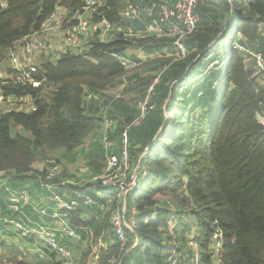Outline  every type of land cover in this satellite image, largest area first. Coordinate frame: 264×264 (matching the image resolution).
Listing matches in <instances>:
<instances>
[{
	"label": "trees",
	"instance_id": "trees-1",
	"mask_svg": "<svg viewBox=\"0 0 264 264\" xmlns=\"http://www.w3.org/2000/svg\"><path fill=\"white\" fill-rule=\"evenodd\" d=\"M4 1L5 6L0 7V66H7L8 52L15 43L40 29L57 7L72 14L83 6L82 0ZM127 1L105 0L93 20L128 23L122 17ZM195 11L200 21L185 39L186 55L179 57L174 39L169 38L177 51L156 70L153 62L161 59L150 60L148 70L153 77L137 100L135 113L121 121L114 118L113 110L125 96L113 101L110 110V117L116 121L111 138L116 139L118 132L117 149L124 124L138 116V101L154 85L153 107L129 131V153L138 185L127 195V205L135 206L138 215L133 230L127 229L121 264L133 259L139 264H169L167 252L175 245L185 248L194 227L199 232L195 239L202 264H264V126L257 120V114L264 110V85L255 75V64L234 45L264 53V0H200ZM221 19H226L225 25L218 24ZM232 22L234 33L224 56L223 42ZM136 24L147 25L142 21ZM149 36L159 40L156 35ZM142 38L118 34L104 41L96 32L82 53L68 51L55 61L44 57L36 74L43 80L41 87L3 85L8 94L31 96L36 108L0 114V172L11 173L16 181L27 180L40 155L59 148L75 152L100 129L98 104L85 102V90L100 92L122 82L129 70L115 55L125 54L134 45L145 47ZM154 47L156 51L160 45ZM200 54L202 57L195 61ZM216 59L223 64L210 67ZM179 90L183 100L187 93L193 98L189 112L185 102L177 100ZM95 137L90 144L101 146L107 163L110 150L104 148L99 135ZM132 154L137 157L135 163ZM62 175L53 182L65 179ZM74 188L86 191L80 183ZM105 189L115 191L114 205L118 193ZM82 214V207L70 212L74 227L89 230L75 264H110L121 250L110 213L98 223L84 219ZM171 220H176L173 227ZM213 224L224 232L219 263L210 249ZM136 238L139 244L130 247ZM0 248V264H64L47 250V258L41 259L5 241H0Z\"/></svg>",
	"mask_w": 264,
	"mask_h": 264
},
{
	"label": "built area",
	"instance_id": "built-area-1",
	"mask_svg": "<svg viewBox=\"0 0 264 264\" xmlns=\"http://www.w3.org/2000/svg\"><path fill=\"white\" fill-rule=\"evenodd\" d=\"M83 6L80 10L70 14L66 8L57 7L54 12L42 23L40 29L32 32L26 38L19 40L8 52V67L0 66V114L9 112H30L35 110L33 99L29 95L17 97L8 94L3 90V85H31L39 88L43 85V80L36 77L40 69L41 60L45 57L55 61L62 54L72 51L82 53L86 51V43L90 36L99 33V37L104 40L113 32L123 34L128 37H138L140 31L134 24L144 20L145 15L151 17L147 33L145 35H156L163 37L168 35L174 39V44L178 49V56L184 57L188 52L185 39L193 33L200 16L196 13V7L200 0H140L133 2L128 0L122 17L128 21L127 25L122 23L113 24L107 20L96 22L93 20L100 8L105 4V0H82ZM5 6V1L0 0V7ZM167 28V29H166ZM235 48L243 53L248 61H252L256 67L258 81L264 85V53L248 49L245 46L235 43ZM117 59L130 69L137 65L125 54H116ZM219 59L214 60L210 65H222ZM158 79L155 80L157 82ZM128 80L123 78L115 86L108 87L100 92H89L85 90L84 100L97 102L98 112L102 116L100 140L104 148L109 149L107 163L103 171L93 173L89 177V182L96 187L113 188L118 193V201L110 209V223L112 231L118 239L121 250L110 264H121L124 255L122 250L127 247V229L133 230L138 210L135 206L128 207L127 195L137 187L138 179L129 153V131L132 126L139 125L145 118L148 110L152 108L151 92L154 89L152 84L147 95L138 101V116L131 122L124 124L121 130L120 145L116 149L115 142L111 138V132L116 127V121L110 117V110L113 101L125 96L124 90L128 87ZM257 120L264 126V110L257 114ZM94 137L92 140H95ZM56 160V159H55ZM64 167L59 161H50V165L41 176L42 185L50 190V200L52 208L46 209L36 205L32 192L28 188L16 189L7 187V201L5 207L0 205V222L5 223L19 236L27 239H34L38 242H30L32 249H24L30 254L38 255L41 259L47 258L45 250L53 252L57 259L64 264H75L76 255L73 248L64 243L61 237L70 238L75 242H82L84 235L71 223L70 212L81 207H92L99 203V199L90 193L80 192L74 188L77 181L64 179L54 184L53 180L62 175ZM63 187L67 191L73 192L72 196L62 195L56 188ZM31 207L38 217L48 216L50 221H39L28 216L26 208ZM171 227L176 224V220H171ZM212 229L210 249L213 259L219 263L222 255L224 232L221 228ZM197 228H192L191 236L185 248L174 246V249L167 252L169 264H202L201 250L195 235ZM199 234V232H198ZM29 242V241H28ZM139 244L136 238L135 246ZM40 245V246H39ZM45 249V250H43ZM170 249V248H169ZM168 249V250H169ZM128 252V251H127ZM134 264V263H129Z\"/></svg>",
	"mask_w": 264,
	"mask_h": 264
},
{
	"label": "crops",
	"instance_id": "crops-1",
	"mask_svg": "<svg viewBox=\"0 0 264 264\" xmlns=\"http://www.w3.org/2000/svg\"><path fill=\"white\" fill-rule=\"evenodd\" d=\"M151 21V17L148 15H145L144 20L142 21V23L147 24L146 27L149 26ZM128 23H125L124 25H127ZM134 26H138V24H134ZM167 29V28H166ZM142 34L140 33V35L138 37H140ZM143 37L145 36L142 35ZM141 36V37H142ZM135 37V38H138ZM158 37V36H156ZM114 38V37H113ZM111 38V39H113ZM159 40L155 41L152 39L153 43H151L149 46H158L160 45L159 50L160 51H154V52H146L144 49V47H140L138 45H134L131 48H129L126 52L125 55L132 61L136 62L137 65L134 67H131V71L135 70L136 73H140V74H144V68L146 69V75H148L150 72L148 71V69L150 68L149 63L150 60H152L155 57H158L165 54V52L171 49V47H169V42L167 37H158ZM156 54V56H154ZM148 58V59H147ZM147 59V61H146ZM146 64L145 66L142 65V62H145ZM140 65L141 68L139 67ZM128 69V70H130ZM131 74L133 72H130ZM126 99V98H125ZM125 101L124 100H120L114 110L113 113L115 114V112H117V114L119 115V120H123L129 116H132L133 113H135V109L133 110V108L131 106H129L127 103V105H125ZM136 107V103L134 104V108ZM115 130V129H114ZM113 130V131H114ZM101 133V128L96 129L94 132H92L86 139L85 143L82 144L77 150H75V152H67L64 148H59L56 150H48V152H46L47 154L44 155H40L39 158H37V160L35 161V163H33L32 168L33 170L29 173V177L27 180L24 181H16L14 178H12V174L11 173H3L0 172V203L3 204V206L5 207V203L7 201V187H14V188H22V187H27L31 190L32 195L34 200L36 201V205H38L41 208H48L51 210L52 208V202L50 200V195H51V191L48 190L47 188H45L42 185V179H41V172L43 170H45L47 168V166L50 163V159L49 158H53V159H57L59 160L63 167H64V171H63V175L62 178L65 179H70L73 182L75 180H73L70 176L67 175H73L75 174L77 176V180L78 183L86 181V185H81L80 187L84 188L86 187V191H81V189H78L80 192H86V193H90L93 196L95 195L97 199H99V203L95 206L92 207H82L83 209V214L82 217L86 220H90V219H94L95 222H101L105 219V216H103L101 214V210H105L107 213H110V209L113 207V202H115L114 198H115V191H111L109 192V189H105L103 187H96L93 184H91L89 182V177L96 172H101L103 171L105 165H106V160H105V165H103L101 168H97V170H94V168H92L90 165H86V159L87 161H93L96 160L97 155L96 152L94 151L95 146L90 147L92 144H90V142H92V139L96 136V135H100ZM115 142V146H117L118 144L116 143L115 139H113ZM89 145V146H88ZM98 149H101V146L99 144H96ZM80 162V163H79ZM73 163H79V169L81 172L77 171L78 170V166L76 167V165L74 166ZM83 163V164H82ZM94 163V162H91ZM82 164V165H81ZM82 166V167H80ZM87 172V173H86ZM73 173V174H70ZM64 180V179H63ZM62 181V180H61ZM61 181H56L54 182V184H57ZM62 195L64 196H72L73 192H70L69 190L67 191L65 188L63 187H59L56 188ZM51 192V193H50ZM101 209V210H100ZM25 212L28 216L32 217V218H36L39 221H50V218L48 216H44V217H38L37 213L34 212V210L29 207L25 209ZM37 215V217L35 216ZM76 228V227H75ZM77 229V228H76ZM80 232H82L83 235H86V233L89 232L88 229H77ZM18 234L15 233L11 227L5 223L0 222V241H6L9 244H16L18 245L20 248L24 249H28L31 250L32 249V244H30V242L26 241L25 239H22L21 236H17ZM61 239H63L62 241L64 243H66L67 245H69L71 248H73V250L75 251L74 246L77 244V242L71 240L70 238H65V237H61ZM85 241V240H84ZM84 241L80 243V245H82V247L84 246ZM1 248H0V255H1ZM80 252V251H79ZM75 255H76V260L79 259L81 253L78 255L77 251H75Z\"/></svg>",
	"mask_w": 264,
	"mask_h": 264
},
{
	"label": "rangeland",
	"instance_id": "rangeland-1",
	"mask_svg": "<svg viewBox=\"0 0 264 264\" xmlns=\"http://www.w3.org/2000/svg\"><path fill=\"white\" fill-rule=\"evenodd\" d=\"M158 2H161V1H163V0H157ZM220 26H222V25H225L226 24V19H221L220 21H219V23H218ZM228 27V35H227V37H226V39H225V41L223 42L224 44H223V46H224V52H222V53H224V56H227V54H228V48H229V46H230V44H231V37H232V35H233V27H234V23L232 22L231 24L229 23V26H227ZM136 29L137 30H139L140 32H141V34L142 35H144V34H146L147 33V30H146V28L144 27V26H142V25H138V26H136ZM119 33H117V32H113V33H111L109 36H107V37H105L104 38V41H108V40H111V38H113V37H115V36H117ZM141 35V36H142ZM138 37V38H142V37ZM239 36L240 35H238L237 37H236V39H235V42H238L239 41ZM151 38V36H149V35H145L142 39H144L143 41H142V43L145 45V47H144V49L143 50H145L146 52H154V48H156V47H154V46H149L151 43H152V40L150 39ZM167 38H171L170 36H167ZM168 42H169V47H171V49L168 51H166L165 52V54H163V55H161V56H159L158 55V57H155V58H153L152 60H155V59H157V58H159V59H161V61L159 62H153V64H154V66H155V70H156V68L161 64V63H163V62H165L166 61V59L167 58H171V57H173V55L176 53V49L173 47V43H172V41L171 40H169L168 39ZM187 46H189V48H190V45L187 43ZM218 49H219V51L221 50V46H218ZM157 51H160L159 49H157ZM219 54H220V52H218ZM221 55V54H220ZM154 56H156V54L154 55ZM148 59V58H147ZM147 59H146V61H147ZM146 61L145 62H142V65L143 66H145V64H146ZM142 65H140L139 67L141 68V66ZM149 66H150V64H149ZM153 66V67H154ZM209 66V65H208ZM4 68H7L8 67V59H7V66L6 65H4L3 66ZM146 69L147 68H144V74H142L141 76H140V74H138V73H136L135 72V70H132L131 71V69L129 70V74L126 76V78H127V80H129L128 82H129V86H128V88L126 89V95H125V97H124V101L129 105V106H131L132 108H133V110H134V103H136L137 102V100L139 99V98H141L142 96H143V93L145 92V90H146V88H147V86L149 85V83H150V80H151V78L153 77V74H149V75H146ZM224 70V69H223ZM223 70H222V72H223ZM149 71V70H148ZM130 72H133L132 74L130 73ZM170 72V71H169ZM166 75V74H165ZM198 74L196 73L194 76L196 77ZM171 76V75H170ZM169 76V77H170ZM223 76H224V73H223ZM192 78H194V77H192ZM189 90V89H188ZM182 94H183V92L181 91V90H179V92H178V95H177V100H179V102L180 101H182L183 99H182ZM184 95V94H183ZM186 96H187V99L186 100H183L184 102H185V104H186V107H187V109H186V112H189V109H190V107H191V105H192V103H193V98L191 97V96H188V93L186 94ZM126 98V99H125ZM125 103V105H127ZM211 103H213V102H211ZM202 107L203 106H201L200 108L202 109ZM200 108H199V110H200ZM200 112V111H199ZM134 114V113H133ZM132 114V115H133ZM113 116H114V118H116V119H120L119 118V115L117 114V112H115V114L113 113ZM185 118V120L187 119V116L186 117H184ZM23 133L24 134H26V135H28V136H31V134L29 133V132H26L25 130H23ZM118 132L116 133V135H115V141H116V143L117 144H119V142H118ZM134 142V141H133ZM134 144H137V143H135L134 142ZM89 146V145H88ZM93 146H95V148L96 149H94V151L96 152V155H97V158H96V160H93V161H87V159H86V165H90L92 168H94V170H97V168H101L103 165H105V156H104V153H103V151L101 150V149H98L97 148V145H91L90 147H93ZM137 152H135V154H136ZM135 154H134V156H133V154H132V160H133V162L135 163L136 162V159H137V157L135 156ZM51 161H52V159L53 158H49ZM54 161H58V160H55V159H53ZM60 162V161H59ZM91 162H94V163H91ZM80 163V162H79ZM79 163H73V165L75 166L76 165V167L78 166V170L77 171H79V172H81L80 171V169H79ZM83 164V163H82ZM81 164V165H82ZM80 167H82V166H80ZM81 173H83V171L81 172ZM87 173V172H86ZM70 174H73V173H70ZM67 176H70L73 180H75V181H77L78 182V180H77V176L75 175V174H73L72 176L71 175H67ZM81 185H86V181H83V182H80V186ZM84 188H86V187H84ZM51 193V192H50ZM0 205H1V203H0ZM45 208V207H44ZM46 209H48V208H46ZM101 210V209H100ZM101 214L103 215V216H105V217H107V212L103 209V210H101ZM38 215V214H37ZM37 215H35L36 217H37ZM108 236L110 235V231H108ZM18 236V235H17ZM22 239H24L23 237H21ZM27 241H29V242H32V243H34V242H38L37 240L35 241L34 239H27ZM6 242V241H5ZM80 243L81 242H77V244L74 246V248H75V251H77V254L79 255L80 253H81V249H82V245H80ZM9 244V243H8ZM40 246V245H39ZM132 246H135V244L133 243V245H130V247H132ZM43 250H45V249H43ZM46 251V250H45ZM80 251V252H79ZM133 259V258H132ZM137 260V259H136ZM135 259H133V260H130V261H128V264L129 263H136V264H139V262H137Z\"/></svg>",
	"mask_w": 264,
	"mask_h": 264
},
{
	"label": "water",
	"instance_id": "water-1",
	"mask_svg": "<svg viewBox=\"0 0 264 264\" xmlns=\"http://www.w3.org/2000/svg\"><path fill=\"white\" fill-rule=\"evenodd\" d=\"M201 57H202V54H200V55L197 57V59H196L195 61L199 60ZM127 254H128V253H127ZM127 254H126V255H127Z\"/></svg>",
	"mask_w": 264,
	"mask_h": 264
}]
</instances>
